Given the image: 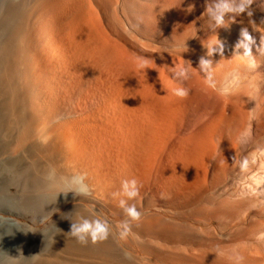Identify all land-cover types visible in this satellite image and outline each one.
<instances>
[{"label":"bare ground","instance_id":"1","mask_svg":"<svg viewBox=\"0 0 264 264\" xmlns=\"http://www.w3.org/2000/svg\"><path fill=\"white\" fill-rule=\"evenodd\" d=\"M56 1L18 0L15 2L14 0L9 6L0 10V176L2 171L5 173L0 178V189L6 188L5 186H7L6 189H17L13 197L17 198L18 202L25 201L29 205L27 211L24 209L25 212H33L34 215L41 212L43 218L51 219L56 223L49 224H55V227H58L54 230V227L52 229L49 226L46 230L43 228V231H37L40 234L25 235L34 242L38 240L34 246L36 252L33 249L32 253L27 250L29 264H92L93 259L97 261L96 264H135L133 259L132 263L115 250L109 236L96 243L81 244L67 235L72 222H75L79 216H90L93 211L99 214V218L110 223L112 229L109 235L118 230L122 221L128 220L130 225L128 238L133 237L141 250L160 258L162 264H230L233 262L232 259L229 263L225 255L228 250L220 253L216 251V246L215 248L208 246L224 236L220 232L221 227L213 230L211 223H207L209 220L203 215L206 213L208 215V212L212 210L207 208L209 211H203L202 206L205 204L198 203L203 210L200 211L197 209L198 206L195 207L200 213L194 215L190 222L188 218L187 220L177 219L171 216L169 211L162 210L151 203L140 208L134 204L137 201L136 196L138 197L145 188H150V179L161 191L166 187L165 178L162 179L165 176L164 173L168 168L171 174L176 171L170 170L177 167L175 166L177 165L176 157L171 158L167 150L173 153L178 149L170 143L169 137L170 133L172 134L174 122L175 124L177 122L175 121L177 114L180 112L177 105L173 106L178 101L173 97L174 95H166L167 93L165 94L162 90L154 89L155 85L148 82L150 78L147 81V77L141 68L137 69L138 66L135 63L124 64L130 56L120 54L117 58L116 45L109 43L107 35L101 34L103 31H97L99 25L96 22L93 24H97V28L86 21V13H84L86 10L84 11L81 4L78 7L79 3L74 4L75 0H65L63 6L74 8L70 17L76 25H53L49 16L51 12L56 13L54 11L58 10ZM32 2L35 7L37 6V11L31 7ZM40 8L44 9L43 17L40 16L42 19L38 18L40 14L42 15V13L38 14ZM92 16L94 17L93 14ZM51 17L54 18V16ZM60 18L59 20L62 21V17ZM104 36L107 41L102 40ZM156 89L159 92H156ZM163 150L169 155V159H166ZM177 155L179 154L175 156ZM183 155H181L182 158H185L186 153ZM153 161L158 164L155 165L158 167H155V170L151 165L154 164ZM178 167L177 172L178 169L181 170L180 165ZM50 168H54L58 176L85 173V182L89 185L90 194L86 197L72 192L57 194L66 189L59 185L50 186L44 179ZM125 180L135 181L136 201L134 197L128 199L113 195L120 192L121 182ZM121 199L125 201V207L139 214L137 219L131 220L125 215L119 203ZM225 207L228 208V206ZM112 214L120 215L122 218H118L116 222ZM21 216L23 218V215ZM256 227L253 226L250 231L255 230ZM239 229L241 233V228ZM44 232L46 237L50 236L54 240L50 239L52 244V246L49 245L50 247L48 242L44 244L42 240ZM249 236L248 234L246 237L249 238ZM2 237L0 232V251ZM252 238L249 239L252 240ZM239 244L242 247L241 243ZM239 244L233 246L239 249ZM248 244L247 247L245 246L246 249ZM158 246L164 251L157 250ZM226 246L224 248H227ZM137 247L135 248L138 249ZM224 248L221 249L224 251ZM249 249L254 248L250 246ZM256 249L257 247H255L256 253L260 251ZM244 250H242L243 254ZM249 253V257L244 256V259H241V264L262 263L264 254L259 260L257 255L261 253L257 255ZM17 256L18 253L14 251L11 256L14 260L7 261L10 264H22L20 262L22 258L19 260L20 256ZM222 257H226L228 263H225L227 262L225 258V261H221Z\"/></svg>","mask_w":264,"mask_h":264},{"label":"rangeland","instance_id":"2","mask_svg":"<svg viewBox=\"0 0 264 264\" xmlns=\"http://www.w3.org/2000/svg\"><path fill=\"white\" fill-rule=\"evenodd\" d=\"M11 1L14 2V0H0V10L5 6H9ZM17 1L15 0V2ZM64 1L65 0L56 1L58 10L54 11L56 13L51 12L49 19H51L52 24L54 23L53 25H76L70 17V13L73 12L74 8L70 6L64 7ZM215 2L216 0L73 1L74 4L79 3L77 4L78 7H80L81 4L84 11L86 10L84 12L86 13V21H88L90 25L96 22L99 25V30L97 29V31H103L101 34L105 33L104 35H107L108 39L104 36L105 39L103 38L102 40L107 39L110 44L116 45L118 49L117 58L120 54L130 56H127L128 59L125 60L124 64L129 62L135 63L138 67L134 66L140 70V60L146 62L147 69L144 71L148 73L144 72L142 68L141 71L147 77V81L150 78L148 82L149 84L153 83V86L155 85L153 87L154 89L157 88L158 90H162L165 94L167 93L166 95H173V89L175 88H185L188 90V95L185 97L173 96L178 101L174 103L173 106L177 105V107L180 108V112L175 119V121H177L176 124L175 122L173 124L175 127L173 126L174 132L172 131V134L174 135L170 133L169 137L170 143L177 146L178 149L176 152H173L174 154L172 151L169 152L167 148L165 149L171 158L176 157L178 159L175 158L177 164L175 166L178 167L180 165L181 170L178 169L177 172V167L175 169L170 168V170H176L171 174V171L169 173V168L167 172L161 169L169 174V176H167L168 174L163 172L165 176H162V179H166H164L166 182V187L164 188L167 189L165 190L163 188L165 193L163 189L161 190L162 193L157 184H153V180L150 179V188H145L141 191L138 197L136 196L137 199L134 197V201H138L134 204L136 206L138 205V208H140L147 203H151L153 206L169 211L170 215L177 219L184 218L187 220L188 218L189 222L192 221L194 215L200 213L198 210L202 211L204 209L203 211H206L207 208L212 210H207L209 211L208 215L207 213L205 215H203V213L201 214L207 216L209 220L207 223H211L214 228L213 230L221 227L223 230L221 229V231H218H220L223 234L222 236L226 239L220 237L221 239L218 238V240L208 246L214 248L216 246V251L220 253H225L228 250L225 255L229 263L231 262L230 260L233 259V262L230 264H241L242 262L240 263V261L244 259V256H250L248 255L250 254L249 252L252 253L254 251L252 254L256 253L255 247L260 249V251L256 249V251H259L256 255L261 253V255H257L259 260L260 256L262 257V254H264V0H252L250 4L252 16H247L244 13L239 16L226 15L223 27L210 25L207 12L205 11L206 8L211 7ZM33 5L31 7L33 9L35 8L34 10L37 11V6L35 7V5ZM42 8H40V12H38V14L42 13V15L40 14L39 17L37 15L39 19L41 18L40 16L43 17L44 9L41 10ZM60 9L63 10L61 11ZM35 13L37 14V12ZM88 14L90 16H88ZM51 16H54V18ZM60 17H62V21H60ZM63 20L68 24L64 23ZM89 20L91 22H89ZM97 24L93 25L96 26ZM97 26L95 28H97ZM241 29H247L253 40L250 47L255 60V67L252 69H248L241 65L239 58L234 55L236 52L235 44L240 39ZM215 35L223 44L222 52L213 54L211 57V71L213 79L217 82V86L219 87L222 83L225 73L232 70H238L243 78L241 88L228 96L221 95L219 92L208 87L202 75L195 70L198 66L199 58L203 56L206 51L203 48V43L209 39L214 40ZM109 39H115V41H110ZM172 41L175 42L174 45L171 44ZM123 58H125V56ZM187 62H190L194 69L189 66V75L187 78L182 79L176 77L174 75L175 68L173 67L183 66ZM157 89L156 92L158 91ZM164 93L161 92L162 95H164ZM179 103L182 104L180 105ZM184 105L185 107L182 108ZM241 132H246V139L243 141L238 139ZM195 148L196 150H193ZM184 152L186 156L182 158L181 155L185 154ZM167 153L166 151L163 152L166 159H169L170 157H168L169 155ZM176 154L179 155L175 156ZM184 160L187 161L185 162ZM191 160H193V162H191ZM152 163H154L151 164L153 170L158 168L155 166L158 165L157 162L155 163L153 161ZM169 165L170 164H168V166ZM188 174L190 176H188ZM3 175H5L4 171H2L0 178H2ZM179 179L182 181L180 182ZM5 187L7 188V186ZM6 188L0 189V232L3 235L0 259H3L6 262L5 264H10L7 260L9 257L13 256V252L16 251V253H18L17 257L20 256L18 259L21 260L22 258L20 262L22 264H29L27 250L32 253L33 249L36 252L34 246L37 244L38 240L34 242L29 236L25 235L38 233L39 231H43V228L46 230L49 226V228L54 227V230L58 227H55L56 223L52 222L51 219L43 218L41 212L35 215L33 212H31L32 214L29 211L25 212L28 210L27 207H29V205L26 204L25 201H22V203L18 202V200H16L17 198L13 197L16 195L15 191L17 192V189ZM10 196L12 199H10ZM200 202L202 203L201 205L205 204L202 206L203 209L201 205H199ZM207 203L209 204L208 206ZM217 205H219V207ZM223 205L224 207L228 206V208H224ZM24 209L26 210L24 211ZM216 209L220 211L218 212ZM21 215H23V218ZM112 215H114L113 218L116 222H118V218H122V216L117 214ZM212 215L214 216L210 218ZM22 219L25 220L23 221ZM238 222L239 224H237ZM49 223L55 224L51 225ZM249 225H251V227ZM246 226L247 228L244 229ZM253 226H258V228L256 227L255 230L252 229V231H250V228ZM239 228H241V233H239ZM237 229L238 231H235ZM213 230L211 231L213 232ZM250 232H252V234H250ZM45 233L46 232L42 233L44 244L48 242V246H52L50 239H53L50 238V236L46 237ZM254 233H256V236ZM248 234L250 235L249 238L254 237L257 241L253 238V241L247 238ZM109 237L114 244L115 250L120 253L124 259L126 258L132 263L134 261L135 264H140L139 261L142 262L141 264H162L160 258L154 257L149 252L146 253L141 250L138 242L133 237L130 236V238H128V235L125 239H120L121 241H119V238H117V230L109 235ZM233 239L235 241H233ZM219 240L222 243H220ZM236 240L238 241L236 242ZM124 241L125 243H123ZM239 243H241L242 247ZM257 243L258 245H255ZM231 244L232 246L239 244L238 246L241 248L239 247L238 249L236 246L232 247ZM247 244L249 245L247 248L249 251L246 249ZM118 245L120 247H118ZM133 245H137L138 247H135L138 249L132 247ZM225 245H227V248H224ZM250 246L254 249H249ZM46 248H48L47 245ZM221 248H224V251ZM243 248H245V250ZM241 249L245 251V255ZM157 250L164 251L160 246L157 247ZM120 251H122V253ZM239 253H242L241 255L243 256L239 255ZM222 256H224V254ZM220 257L218 258L220 259ZM226 257L224 258L227 261ZM224 258L222 257L221 261H225ZM136 259L137 262H135ZM228 261L225 263H228ZM93 262L96 264L95 262L97 261L93 259L92 264ZM261 264H264V259Z\"/></svg>","mask_w":264,"mask_h":264},{"label":"clouds","instance_id":"3","mask_svg":"<svg viewBox=\"0 0 264 264\" xmlns=\"http://www.w3.org/2000/svg\"><path fill=\"white\" fill-rule=\"evenodd\" d=\"M251 2L252 0H216L211 7L205 9L210 25L223 27L226 15L239 16L244 13L247 16H252V11L250 9ZM174 43L175 42L173 41L171 42L173 45ZM252 43V37L249 35L247 29H241L240 39L235 44L236 52L234 55L239 58L240 64L248 69L255 67V60L250 47ZM203 48L206 50L205 54L199 58L198 66L195 70L202 75L207 86L224 96L237 92L241 88L243 79L238 70H232L225 73L223 81L219 87L217 86V82L213 79L211 71V57L213 54H219L222 52V42L215 35L214 40L209 39L203 43ZM189 66L194 69L190 62H187L183 66H174V75L182 79L187 78L189 75ZM139 67L144 71L147 68L146 62L141 60ZM173 95L177 97H185L188 95V90L185 88H175L173 89ZM238 139L240 141L245 140L246 132H241ZM85 175V173H74L71 176H58L56 170L54 168H50L45 174L44 179L50 186L59 185L66 189L57 192V194L72 192L75 195L86 197L90 194V188L85 182ZM113 195L127 197L128 199L133 198L136 195L135 181H122L120 192L114 193ZM119 203L124 209L125 215L129 216L131 220L138 218V213L130 211L127 207H125V201L123 199H121ZM111 229L112 226L110 223L103 218H99V214L93 211V214H90V216H79L75 222H72L70 232L67 235L72 236L78 243L81 244L88 242L96 243L97 241L106 239L109 236ZM129 230V221H122L117 230L118 238L125 239L129 235ZM9 259L14 260L11 257H9ZM0 264H5V261L0 259Z\"/></svg>","mask_w":264,"mask_h":264}]
</instances>
